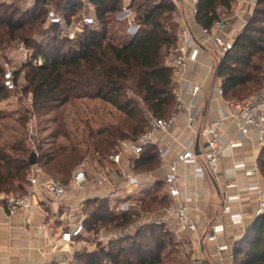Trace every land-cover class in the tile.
Masks as SVG:
<instances>
[{"label": "trees", "instance_id": "16d2710c", "mask_svg": "<svg viewBox=\"0 0 264 264\" xmlns=\"http://www.w3.org/2000/svg\"><path fill=\"white\" fill-rule=\"evenodd\" d=\"M18 1L0 0V63L17 44H24L32 52L30 62L16 68L14 77L22 98L31 95L33 105L18 119L26 136L0 143V194L24 196L34 168L30 165L32 154L37 155L36 168L68 185L87 158L103 166L124 144L137 141L148 129L147 113L158 120L170 118L176 97L174 70L166 61L178 46L179 26L175 22L177 7L171 0H131L139 26L132 36L124 26L126 22L118 19L124 0H91L98 25L87 27L79 39L70 41L63 37L60 27L46 24L47 10L53 5L72 22L83 11L80 0H37L29 8H22ZM231 2L198 0L197 24L202 29H212L221 21L222 12L231 10ZM40 58L43 65L34 66L33 62ZM21 79L24 85L20 84ZM216 79L221 80L228 101H244L252 95L248 92L264 89V0L257 1L233 50L221 60ZM10 93L4 87V70L0 65V103L7 101ZM84 100L110 106L122 116L121 122L107 125L99 132L87 126L78 145L69 133L63 135L67 146L44 150L42 145H35L40 140L29 129L33 115L44 117ZM259 167L264 170V149ZM163 186L164 183H157L155 191L126 214L113 213L109 198L88 201L85 234H98V228L107 225L123 228L132 224L133 217L164 212L170 205L167 197L162 196ZM92 202L95 207L89 212ZM167 232L164 224L145 225L135 235L113 241L107 247L78 253L75 261L164 264L166 244L173 243L165 239ZM233 255L235 264H264V217L257 219Z\"/></svg>", "mask_w": 264, "mask_h": 264}, {"label": "crops", "instance_id": "0c3cea01", "mask_svg": "<svg viewBox=\"0 0 264 264\" xmlns=\"http://www.w3.org/2000/svg\"><path fill=\"white\" fill-rule=\"evenodd\" d=\"M233 1L231 10L222 12L221 20L226 24L227 38L236 41L251 19L255 5L251 0ZM196 8L192 0H178L175 16V22L179 26L178 45L182 44L181 36L186 31L192 34L196 42L186 69L174 75V85L182 93V101L191 110L198 111V116L191 123L189 117L182 114L174 122L169 135L163 132L157 134L160 144L172 149L168 158L170 161H178L187 147L197 154L203 152V139L196 132L219 120L223 111L230 112L226 103L228 100L221 98L217 92V88L221 87V80L216 79V70L221 62L212 45L206 41L202 27L196 22ZM166 64L168 66V59ZM188 83L199 91L195 99L185 91ZM234 127L232 121H227L223 123L222 131H234ZM261 153L262 150L251 140L240 147L227 149L219 162V171L224 174L225 179L219 182L214 181L206 171L203 176L198 175L197 165L179 164L181 198L176 202L168 200V203L174 208L180 205L187 207V213L197 223L198 231L195 234L177 235L176 218L162 211L154 215L153 222L166 226L177 238L178 251L193 264H235V248L257 221L256 197L248 193L247 188L251 185L264 188L259 167ZM123 157L125 161L131 162L132 171L140 182L136 194L131 196L138 206L149 192L155 191L157 183H163L166 170L161 169V163L154 155L135 158L125 153ZM199 162L202 163V159ZM237 164H244L245 168L236 169ZM256 168L258 174L249 175V171ZM92 171L90 169L91 173ZM226 183L234 185L228 190L229 195H241V199L233 203L231 208L233 212L241 214L242 224H233L229 215L222 216ZM117 185H125V180L120 179ZM115 189L116 187L111 186L99 189L92 181L82 190L69 191L59 201L48 199L44 203L35 204L31 210L19 211L14 215H8L0 206V264H74L78 253L95 251L98 247L90 248L80 240L61 251H54L53 245L64 231L84 223L88 218V201L110 199V194ZM162 196L166 197L164 186ZM110 200L113 207L120 202L115 198ZM220 222L224 224L225 231L218 235L215 242L209 243L206 238L209 228Z\"/></svg>", "mask_w": 264, "mask_h": 264}, {"label": "built area", "instance_id": "2783aa9c", "mask_svg": "<svg viewBox=\"0 0 264 264\" xmlns=\"http://www.w3.org/2000/svg\"><path fill=\"white\" fill-rule=\"evenodd\" d=\"M124 0L122 10L119 14V21L128 23V31L133 36L139 26L136 23V13L131 8V0ZM148 1V0H147ZM178 7V0H171ZM37 0H26V6L29 8L35 4ZM83 5V11L78 19H73L68 22L60 12L53 6L49 5L46 16V24L49 27L58 26L62 30L63 37L70 41L79 39L83 31L87 27H96L98 19L95 14V7L91 0H80ZM193 5L197 7L198 0H192ZM255 5V0H251ZM234 5L232 0L231 6ZM197 13V8L195 14ZM226 24L224 21L216 23L212 29H202V33L208 43L212 45L221 62L225 56L233 50L235 41L228 39L226 36ZM182 44L178 45L168 57V66L174 70V75L184 71L188 61L191 59V52L195 46V39L189 31H186L181 36ZM13 57L20 65H24L31 60L32 52L25 47L24 44H17L13 50ZM34 66H42L43 60L40 58L33 62ZM4 70V87L9 92H15L19 88L15 84L14 70L6 64ZM175 87V85H174ZM185 91L191 93L194 99L197 97L198 89L193 88L190 83L187 84ZM217 92L221 98H224L222 87L217 88ZM176 106L173 114L167 120H158L150 113H147L148 122L147 131L139 137L135 142H129L123 145L122 150L113 155L108 163L103 166H97L95 170L90 172V167L84 163L74 173L68 185L62 183L55 177L47 176L42 170L34 167L28 180V193L24 196L19 195H3L0 194V206H2L8 215H14L19 211L31 210L35 204L44 203L48 199L53 201L61 200L69 191L82 190L92 181L99 189H104L107 186L116 187L110 199H119V203L115 207L111 205V211L115 214L130 213L135 207V202L131 196L136 194L140 185L137 176L132 171L130 161L124 160V154L128 153L131 157L141 158L147 154L154 155L161 163V169L166 170V176L163 180L164 192L167 199L171 202L179 201L181 192L179 185L181 178L178 172L179 164L197 165L198 175L203 176L205 171L210 177L216 181H223L225 176L219 171V162L227 149L240 147L244 142L251 140L259 149H264V89L253 93L244 101H227V106L230 112H222L221 118L206 125L196 132L203 139V152L197 154L185 148L184 153L178 161L168 160L172 149L160 144V139L157 137L159 132L169 135L171 127L177 118L185 114L189 117L192 123L198 116V111L191 110L182 101V93L175 88ZM33 99L29 95L26 98L25 106L28 110H32ZM36 120V116H32L31 123ZM232 121L235 125L234 131H222L224 122ZM31 133H33L32 126ZM202 159V163L199 160ZM236 169H244V164L235 165ZM258 174V168L249 171V175L255 176ZM120 179L125 180V185L118 186ZM234 185L226 183V191L223 199L222 216L229 215L233 224H242L243 218L241 214L233 212L231 205L241 199V195H229L227 192ZM247 192L256 197V212L257 219L264 217V188L259 185H251L247 188ZM112 197V198H111ZM164 213L174 216L177 222V235L195 234L198 231L197 223L192 220L188 213L187 207L180 205L174 208L170 204L164 210ZM225 231L223 223L213 224L207 234L209 243L215 242L218 235ZM85 234L84 223L77 224L75 227L64 231L61 238L53 245L54 251H61L72 245Z\"/></svg>", "mask_w": 264, "mask_h": 264}, {"label": "rangeland", "instance_id": "374dc122", "mask_svg": "<svg viewBox=\"0 0 264 264\" xmlns=\"http://www.w3.org/2000/svg\"><path fill=\"white\" fill-rule=\"evenodd\" d=\"M127 2L129 3V0ZM18 4L24 8L26 6V0H20ZM124 26L128 29V23H125ZM13 55V51H11L7 59L1 61L0 65L2 68L6 64L13 70L20 67V64L15 60ZM21 77L23 78V76ZM20 84L24 85L23 79L20 80ZM257 91L258 89H254L251 93H248L253 94ZM248 93H244L243 95ZM9 96L7 101L0 103V143L15 141L16 139L25 137L27 133L18 120L21 116L26 115L28 111V108L25 106L26 99H24V97L22 98L19 89L10 93ZM229 98L231 99L232 97L229 96ZM121 120L122 116L110 106L99 101L84 100L68 104L44 117H36L33 124L30 122L29 129L31 132L30 126H32L35 137L40 140V143H35V145H42L45 150L56 146L58 147L59 145L67 146L68 142L63 138V135L66 136L67 133L71 135L72 141L78 145L81 143L82 136L87 126L95 132H99L104 130L107 125L119 123ZM58 132H61L62 135L58 136ZM33 133H31V135ZM84 163H86L91 170L97 168L96 161L90 157L87 158ZM261 172L264 179V170ZM94 207L95 205L92 202L89 205V212H92ZM156 214L155 212L151 214H142L140 218L133 217L132 224L123 228H115L114 226L108 225L99 227L98 234L89 233L86 236L84 235L80 239V242L85 243L90 248L107 247L111 242L133 236L136 234L137 230L145 225H150ZM168 232L164 235L165 239L169 238L173 243L166 242L167 248L163 253L164 264H191L192 262L190 259L178 251L176 245L177 238L175 236L173 237L171 233ZM74 264H77V262L75 261Z\"/></svg>", "mask_w": 264, "mask_h": 264}, {"label": "water", "instance_id": "95a60500", "mask_svg": "<svg viewBox=\"0 0 264 264\" xmlns=\"http://www.w3.org/2000/svg\"><path fill=\"white\" fill-rule=\"evenodd\" d=\"M197 150H198V146H197ZM30 165L32 167H35L37 165V155L36 154H32V156L30 158ZM256 220H257V218H256Z\"/></svg>", "mask_w": 264, "mask_h": 264}]
</instances>
